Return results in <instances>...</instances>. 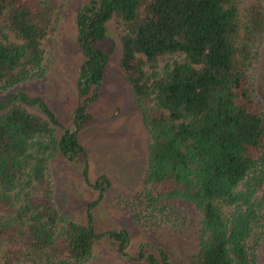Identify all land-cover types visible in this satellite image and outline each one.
Masks as SVG:
<instances>
[{"label":"trees","instance_id":"1","mask_svg":"<svg viewBox=\"0 0 264 264\" xmlns=\"http://www.w3.org/2000/svg\"><path fill=\"white\" fill-rule=\"evenodd\" d=\"M63 7L64 0H0V264H84L104 236L118 237L120 252L126 244L124 230L95 233L90 218L78 223L52 201L48 160L56 151L68 160L83 153L76 133L90 118L86 98L73 129L57 136L60 124L42 98L10 91L46 75ZM263 17L250 8L241 34L236 0H89L76 15L84 58L76 90L81 98L91 91L89 101L113 47L104 24L119 22L117 67L147 134L141 186L126 204L158 211L161 199L192 203L200 221L190 264H256L264 229V109L248 70ZM166 54L181 57L157 69ZM130 217L136 220V212ZM156 253L159 261L146 256L150 264H170L164 250Z\"/></svg>","mask_w":264,"mask_h":264},{"label":"rangeland","instance_id":"2","mask_svg":"<svg viewBox=\"0 0 264 264\" xmlns=\"http://www.w3.org/2000/svg\"><path fill=\"white\" fill-rule=\"evenodd\" d=\"M88 1L64 0L60 23L52 37L46 75L10 89L42 98L60 124L55 127L57 136L63 129H73L75 109L86 98L83 107L90 118L76 133L83 153L68 160L56 151L48 160L54 207L59 214L81 224L90 218L95 233L125 231L126 244L121 252L118 237L104 236L94 242L92 257L84 264H150L146 256L152 254L153 260L159 261L157 249L165 251L170 264H190L198 249L200 221L192 203L180 198L161 199L156 206L162 208L161 212L142 210L139 205L134 209L126 204V199L141 186L147 161V134L129 86L117 67L121 27L115 18L104 24L107 41L113 47L106 48L105 71L95 97L89 101L91 91L78 97L76 76L84 58L76 41V15ZM236 6L241 34L250 8L264 16V0H236ZM262 23L252 47L248 81L264 109V17ZM9 37L14 40L11 34ZM180 57L163 55L155 67L159 69ZM144 70L150 69L145 66ZM16 104L42 115L36 106ZM135 212L137 218L132 220L130 214ZM139 253L143 257L138 258ZM255 256L256 264H264V229Z\"/></svg>","mask_w":264,"mask_h":264}]
</instances>
